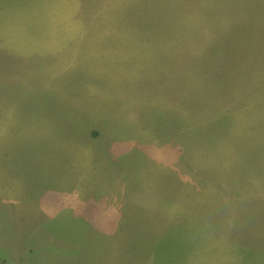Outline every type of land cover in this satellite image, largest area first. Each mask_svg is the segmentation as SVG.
<instances>
[{
    "label": "rangeland",
    "instance_id": "374dc122",
    "mask_svg": "<svg viewBox=\"0 0 264 264\" xmlns=\"http://www.w3.org/2000/svg\"><path fill=\"white\" fill-rule=\"evenodd\" d=\"M0 264H264V0H0Z\"/></svg>",
    "mask_w": 264,
    "mask_h": 264
}]
</instances>
